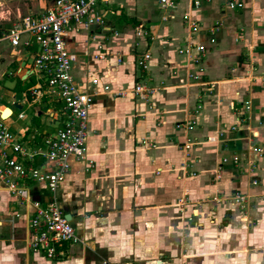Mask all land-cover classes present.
I'll use <instances>...</instances> for the list:
<instances>
[{"label": "crops", "instance_id": "obj_1", "mask_svg": "<svg viewBox=\"0 0 264 264\" xmlns=\"http://www.w3.org/2000/svg\"><path fill=\"white\" fill-rule=\"evenodd\" d=\"M242 2V8L228 10L220 0L201 1L197 8L192 0H177L174 19L165 22L158 19L154 0L100 3V9L113 12L106 21L117 33L93 30L96 40L111 39L102 60L85 55L94 51L89 34H68L66 47L77 55L72 72L78 85L90 91L88 79L95 75L99 85L109 86L94 96L88 111L86 148L94 166L86 172L82 162L71 161L57 190L79 241L63 243L52 258L30 250L25 238L32 210L0 190V264H264V199L259 197L264 194V0ZM34 5L12 9L16 15L37 13L40 5ZM182 14L197 20L195 39L206 44L199 83L187 79L193 67L176 53L187 36ZM214 22L219 29L209 44ZM137 24L169 40L140 38L134 44ZM145 49L151 57L143 71L134 56ZM35 51L34 44L13 49L0 42V117L11 114L4 124L30 150L43 148V137L55 132L62 109L32 69ZM137 82L159 86L142 101L129 91ZM120 90L125 96L113 94ZM14 103L19 107L12 117L9 104ZM197 103L201 110L189 134L194 141L183 154V131L175 124L188 119ZM212 135L215 141L205 140ZM141 137L154 147L141 146ZM233 155L238 164L231 162ZM222 157L227 161L220 164ZM30 163L44 165L40 157ZM27 190L41 203L49 197L37 182H29ZM233 192L251 195L246 210L212 199ZM178 199L184 201V215L196 203L199 214L190 221L181 217Z\"/></svg>", "mask_w": 264, "mask_h": 264}, {"label": "built area", "instance_id": "obj_2", "mask_svg": "<svg viewBox=\"0 0 264 264\" xmlns=\"http://www.w3.org/2000/svg\"><path fill=\"white\" fill-rule=\"evenodd\" d=\"M108 1L52 0L43 11L17 14L15 22L8 27H0V42L6 43L10 48H28L33 44L36 46V51L32 54V69L41 76L47 92L62 105L61 116H59L60 124L53 134L43 137L42 149H28L19 136L8 129L4 120L10 118L11 114L0 117V190L14 196L19 204H26L32 210L28 216L29 231L25 243L30 250L43 251L47 258L55 256L56 249L63 243L79 241L69 220L63 216L57 199V190L70 169L71 161L82 162L86 172L93 168L94 160L89 157L86 148L88 111L92 106L94 96L101 91L109 90L107 84L99 85V80L95 75L88 79V84L93 86L90 91L83 90L78 85L72 72L77 55L67 49L66 38L69 33L89 34L91 40L94 41V51L91 53L85 51V55L95 60L104 59L106 53L109 54L111 39L106 37L104 40H96L93 30L105 29L113 36L117 34L107 26V16L113 13L111 9H100V3ZM201 1L209 2L210 0H192L193 8H197ZM220 1L228 10L243 7L242 0ZM154 2L160 10V20L166 21L174 18V11L178 6L177 0H154ZM181 20L187 30V36L184 45L176 48V53L184 57L193 67L192 70L186 72L187 79L190 82L199 83L202 82L204 71L206 44L195 39L198 30V22L195 18L189 14H182ZM218 25V22H214L208 27L207 42L209 44L215 42ZM135 30V38L144 39L145 42L153 39L141 24H138ZM143 51L135 54L134 61L140 70L145 71L148 68L150 52ZM116 62H120L118 56H116ZM157 86L159 85L150 86L137 82L129 91L132 96L147 101L148 97L156 92ZM31 92L39 93L38 90H31ZM113 94L123 97L126 93L120 90ZM242 107L247 111L250 108V102L243 101ZM200 110L201 104H195L188 119L175 124V128L183 131V141L180 145L183 154H186L194 141L189 134L197 124ZM17 117H22V114L19 113ZM216 138L214 135L206 136L205 140L213 142ZM138 143L146 148H153L155 145L153 141L145 137H141ZM258 151L261 152V147ZM35 157L42 158L44 165L40 167L31 164L30 161ZM226 161L227 158L222 157L220 164ZM231 162L238 164L239 158L233 155ZM218 168H220L219 165L217 172ZM29 182H37L44 186L49 195L45 203L31 198L27 190ZM250 183L254 185L256 182L251 180ZM249 197L251 195L246 193L233 192L225 197H213L212 199L231 209L241 211L247 207ZM259 197L264 199V194ZM183 203V199H178L179 215L190 221L192 217L198 215L199 204L196 203L191 208L190 215H184L182 213Z\"/></svg>", "mask_w": 264, "mask_h": 264}, {"label": "rangeland", "instance_id": "obj_3", "mask_svg": "<svg viewBox=\"0 0 264 264\" xmlns=\"http://www.w3.org/2000/svg\"><path fill=\"white\" fill-rule=\"evenodd\" d=\"M32 2H34L35 3V5L34 4H31ZM51 2H52V0H36V1H34V0H0V22H2V24H0V27H4L3 25H5V24H11L12 22H15L16 21V12H15V10H13L12 8H14V7H25L26 6V4L27 5H29V6H36V7H38V4L40 5V9H38V11L36 10V12H39L40 10L41 11H43L44 10V8L48 5V4H51ZM102 6H107L106 4H103L102 3ZM8 7H10L11 8V11H9V8ZM111 7V6H110ZM6 11H8L9 13H6ZM26 12L27 11H20L19 13H20V15H24V14H26ZM28 13H31V12H28ZM6 17H9L8 18V20L6 19ZM2 18V19H1ZM158 19L160 20V15H158ZM174 19V18H173ZM161 22H165L164 20H160ZM167 21V20H166ZM7 22V23H6ZM138 25V24H137ZM136 25V26H137ZM143 26V25H142ZM135 32H136V30H134V37H136V35H135ZM147 33L151 36V37H153V39H151V40H149V41H147L146 43H152L153 41H156V40H161V42H164V41H168L169 40V36H167V37H165L164 35H162V36H156V35H154V34H152V33H150L149 31H147ZM236 34H237V36H239L240 37V35H241V33H240V31H239V29H238V31L236 32ZM149 36V37H150ZM140 39V38H139ZM139 39H136L135 38V41H134V44H137L136 42L139 40ZM238 38H234V41H236ZM136 46V45H135ZM145 50H147V49H145ZM139 52H141V51H139ZM139 52H137V53H139ZM142 52H144V51H142ZM137 53H135V54H137ZM150 57H151V55H150ZM173 72V71H172ZM40 77V76H39ZM199 101H201V100H199ZM9 106H10V108H11V110H12V113H13V115H12V117H14L15 115H16V112L18 111L15 107H13V104H9ZM31 183V182H30ZM246 210V209H245ZM199 214V213H198Z\"/></svg>", "mask_w": 264, "mask_h": 264}, {"label": "water", "instance_id": "obj_4", "mask_svg": "<svg viewBox=\"0 0 264 264\" xmlns=\"http://www.w3.org/2000/svg\"><path fill=\"white\" fill-rule=\"evenodd\" d=\"M13 105H14V107H17V108L19 107L16 103H14ZM6 109H9V108H6ZM9 112H10V109H9ZM63 216H64V218H66L67 220L70 219V215H69L68 213H67V214H64Z\"/></svg>", "mask_w": 264, "mask_h": 264}]
</instances>
